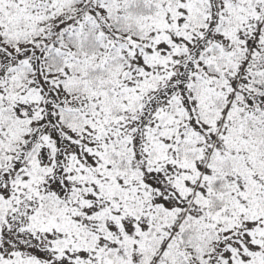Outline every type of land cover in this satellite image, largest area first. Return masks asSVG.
<instances>
[{"label": "snow or ice", "instance_id": "snow-or-ice-1", "mask_svg": "<svg viewBox=\"0 0 264 264\" xmlns=\"http://www.w3.org/2000/svg\"><path fill=\"white\" fill-rule=\"evenodd\" d=\"M0 264H264V0H0Z\"/></svg>", "mask_w": 264, "mask_h": 264}]
</instances>
